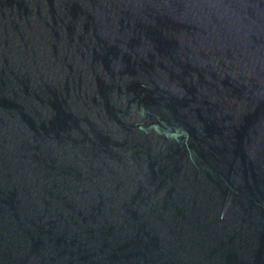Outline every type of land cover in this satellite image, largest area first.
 Returning a JSON list of instances; mask_svg holds the SVG:
<instances>
[{
  "label": "water",
  "instance_id": "obj_1",
  "mask_svg": "<svg viewBox=\"0 0 264 264\" xmlns=\"http://www.w3.org/2000/svg\"><path fill=\"white\" fill-rule=\"evenodd\" d=\"M0 264H264V0H0Z\"/></svg>",
  "mask_w": 264,
  "mask_h": 264
}]
</instances>
